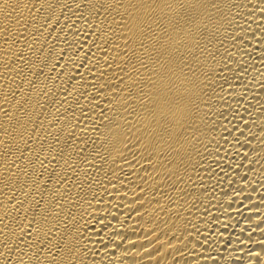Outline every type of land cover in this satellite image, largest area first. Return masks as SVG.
Here are the masks:
<instances>
[{"label": "bare ground", "instance_id": "bare-ground-1", "mask_svg": "<svg viewBox=\"0 0 264 264\" xmlns=\"http://www.w3.org/2000/svg\"><path fill=\"white\" fill-rule=\"evenodd\" d=\"M0 264H264V0H0Z\"/></svg>", "mask_w": 264, "mask_h": 264}]
</instances>
